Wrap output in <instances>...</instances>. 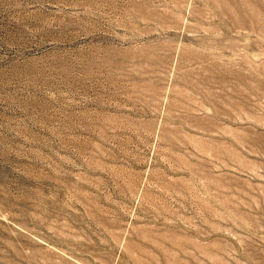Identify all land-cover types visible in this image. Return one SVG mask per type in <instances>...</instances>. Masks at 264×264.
<instances>
[{
  "label": "rangeland",
  "instance_id": "obj_1",
  "mask_svg": "<svg viewBox=\"0 0 264 264\" xmlns=\"http://www.w3.org/2000/svg\"><path fill=\"white\" fill-rule=\"evenodd\" d=\"M0 264H264V0H0Z\"/></svg>",
  "mask_w": 264,
  "mask_h": 264
}]
</instances>
